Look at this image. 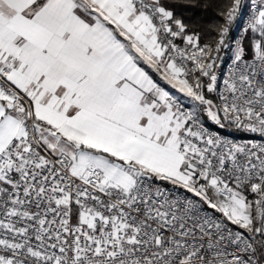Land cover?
I'll return each instance as SVG.
<instances>
[{
  "label": "snow or ice",
  "instance_id": "1",
  "mask_svg": "<svg viewBox=\"0 0 264 264\" xmlns=\"http://www.w3.org/2000/svg\"><path fill=\"white\" fill-rule=\"evenodd\" d=\"M207 6L0 0V264H264V0Z\"/></svg>",
  "mask_w": 264,
  "mask_h": 264
},
{
  "label": "trees",
  "instance_id": "2",
  "mask_svg": "<svg viewBox=\"0 0 264 264\" xmlns=\"http://www.w3.org/2000/svg\"><path fill=\"white\" fill-rule=\"evenodd\" d=\"M208 5L205 9H195L192 11L193 21L199 25L198 31H202L201 43L212 40L214 42L215 25L221 22L217 15L220 6L226 3V0H203Z\"/></svg>",
  "mask_w": 264,
  "mask_h": 264
},
{
  "label": "built area",
  "instance_id": "3",
  "mask_svg": "<svg viewBox=\"0 0 264 264\" xmlns=\"http://www.w3.org/2000/svg\"><path fill=\"white\" fill-rule=\"evenodd\" d=\"M246 2H247L246 3L247 7L238 16L237 21L233 24L232 31L230 33L231 35H234L236 37L240 36L242 29L247 22L248 16L251 13V0H247ZM221 56L224 59V63L221 65V68L226 72L227 66H228V60H227L228 53H227V51L226 50L223 51L221 53ZM233 135L236 138L240 139V142H244V138L247 136V134H241V133H234Z\"/></svg>",
  "mask_w": 264,
  "mask_h": 264
},
{
  "label": "rangeland",
  "instance_id": "4",
  "mask_svg": "<svg viewBox=\"0 0 264 264\" xmlns=\"http://www.w3.org/2000/svg\"><path fill=\"white\" fill-rule=\"evenodd\" d=\"M246 1H247V0H243V3H244L245 5H246V3H247Z\"/></svg>",
  "mask_w": 264,
  "mask_h": 264
}]
</instances>
